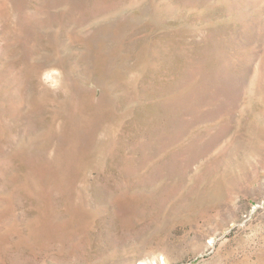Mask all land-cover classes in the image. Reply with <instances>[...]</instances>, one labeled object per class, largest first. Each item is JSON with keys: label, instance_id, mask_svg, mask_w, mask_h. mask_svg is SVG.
Instances as JSON below:
<instances>
[{"label": "rangeland", "instance_id": "rangeland-1", "mask_svg": "<svg viewBox=\"0 0 264 264\" xmlns=\"http://www.w3.org/2000/svg\"><path fill=\"white\" fill-rule=\"evenodd\" d=\"M154 263L264 264V0H0V264Z\"/></svg>", "mask_w": 264, "mask_h": 264}, {"label": "bare ground", "instance_id": "bare-ground-1", "mask_svg": "<svg viewBox=\"0 0 264 264\" xmlns=\"http://www.w3.org/2000/svg\"><path fill=\"white\" fill-rule=\"evenodd\" d=\"M50 1V0H49ZM29 17V16H28ZM81 98V97H80ZM76 99V98H75ZM86 100V99H85ZM83 102V101H82ZM85 102V101H84ZM67 105V104H66ZM97 105V104H96ZM104 110V109H103ZM71 122V121H70ZM155 264V263H154Z\"/></svg>", "mask_w": 264, "mask_h": 264}]
</instances>
